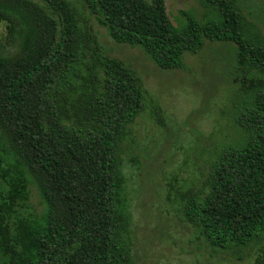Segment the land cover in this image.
Wrapping results in <instances>:
<instances>
[{
  "label": "trees",
  "instance_id": "obj_1",
  "mask_svg": "<svg viewBox=\"0 0 264 264\" xmlns=\"http://www.w3.org/2000/svg\"><path fill=\"white\" fill-rule=\"evenodd\" d=\"M79 1L115 42L163 70L183 69L206 41L231 45L238 137L214 151L203 182L179 198L213 250L263 241L262 12L240 0H200V15L174 24L164 0ZM0 23V50L15 47L0 53V264H136L120 153L145 108L139 76L105 51L68 0H0ZM78 65L86 71L74 83L67 77ZM154 119L164 124L157 105ZM31 186L41 213L30 205ZM261 250L253 264H264Z\"/></svg>",
  "mask_w": 264,
  "mask_h": 264
},
{
  "label": "rangeland",
  "instance_id": "obj_2",
  "mask_svg": "<svg viewBox=\"0 0 264 264\" xmlns=\"http://www.w3.org/2000/svg\"><path fill=\"white\" fill-rule=\"evenodd\" d=\"M68 1L83 20L89 19L105 51L136 72L145 93V108L128 126L120 153L126 165L129 237L136 264H253L264 249V240L242 251L213 250L185 220L179 198V192L192 183L197 187L203 182L214 151L238 137L231 118L236 87L229 74L231 45L206 41L198 53L185 55L183 69L163 70L140 48L115 42L79 0ZM164 1L174 24L184 21L185 13L203 11L200 0ZM240 2L251 10L257 7L253 11L262 12L257 16L264 18V0ZM4 39L0 23V42ZM14 52L15 47L0 50L3 55ZM85 71L78 65L67 78L78 83ZM155 105L163 125L154 119ZM30 205L43 211L33 186Z\"/></svg>",
  "mask_w": 264,
  "mask_h": 264
}]
</instances>
